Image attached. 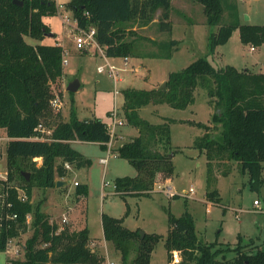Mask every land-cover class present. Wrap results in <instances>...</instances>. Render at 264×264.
<instances>
[{
  "label": "trees",
  "instance_id": "16d2710c",
  "mask_svg": "<svg viewBox=\"0 0 264 264\" xmlns=\"http://www.w3.org/2000/svg\"><path fill=\"white\" fill-rule=\"evenodd\" d=\"M19 1L23 4L0 0V129L9 137L7 179H0V251L7 250L12 238L27 231L30 215L32 234L24 244L26 258L15 264H100L103 257L89 247L87 226L78 230L60 229L39 204L34 206L30 201L34 186L55 187L56 176L68 174L65 162L75 168L91 165V159L72 146L73 140L99 142L106 149L111 136L102 119L85 122L72 110L69 119L64 120L60 111L52 110L50 100L56 94L55 89L63 84L64 47L42 42L51 32L43 17L58 14L59 5L56 0ZM194 1L203 5L207 24L217 27L208 36L210 53L226 44L237 29L243 44H264V25L242 23L233 0ZM65 8L73 11L79 27H96L98 44L109 57L170 58L178 49L176 39L152 40L158 51L141 52L142 37L125 38L127 32L136 35L129 32L135 23L142 27L155 22L159 31H171L172 0H69ZM158 10L161 14L155 21ZM223 15L228 20L224 21ZM27 38L36 42H29ZM198 87L206 89L209 105L214 108V127L194 122L206 130L195 139L193 146L205 152L208 183L216 174H229L228 170L215 168L214 175L215 160L217 163L235 161L243 175L248 176L250 189L261 190L264 185V72L240 70L233 65L216 66L210 59L199 57L183 70L170 73L164 89H123L124 117L126 123L138 130V135L123 141L116 152L134 166L137 175L116 178L117 194L150 196L158 176L173 177L175 165L171 153L175 154L176 150L172 146L171 124L176 120L166 118L165 122L155 124L143 118L140 110L149 104L187 108L194 103ZM48 117L49 126L53 127L51 140L33 139L38 123L43 121L48 125ZM218 124H221L218 134L211 132ZM39 157L42 158L40 165L34 160ZM17 159L32 161L28 165L31 177L27 179V171L21 172L25 181L21 185L12 183L10 166ZM76 187L77 195L87 194V185L79 183ZM20 190L26 199L21 198ZM206 196L216 203L220 194L214 189L208 190ZM101 220L104 238L121 254V264H129L131 245L135 242L137 253L132 264H149L156 245L164 238L157 233H145L142 238L139 232L126 227L122 218L109 214L103 213ZM168 225L165 237L168 264H172L175 250L181 255L178 264H264V250L250 253L239 247L234 258L220 259V250L198 237L194 217L188 210L181 216L169 211Z\"/></svg>",
  "mask_w": 264,
  "mask_h": 264
},
{
  "label": "rangeland",
  "instance_id": "374dc122",
  "mask_svg": "<svg viewBox=\"0 0 264 264\" xmlns=\"http://www.w3.org/2000/svg\"><path fill=\"white\" fill-rule=\"evenodd\" d=\"M68 1L56 0L62 8H60L61 12L45 17L46 23L56 36L46 35L42 40L44 42L47 36L51 41L60 38L59 42L71 52L68 53V63L64 66L62 79L64 86L62 84L60 89H55L65 103L61 110V117L64 120L69 119L72 110L81 120L99 118L109 122L111 121L110 112L114 109H117L120 117H124L123 89L159 88L163 82L167 81L170 73L183 70L199 57L210 59L214 65L216 60V66H220L218 64L224 66L227 63L240 70L247 67L246 69L255 73L264 72V44L255 46L256 50L250 51L251 45L243 44L236 38V33L226 44L218 46L215 52L216 57L212 56L214 53L209 52L208 35L217 27L207 24L203 5L194 0H172L171 31H159L155 22L142 27L135 23L134 26L129 27V32L133 31L136 35L127 32L125 38L142 37V39L138 38L141 39L139 43L141 52L158 51L152 40H178V49L170 58L108 57L99 44L90 45L87 49H77L70 36V27L63 22L64 16L67 15L74 23L73 11L65 8ZM233 1L237 4L243 23L264 25V0ZM160 14L161 10H158L155 21ZM223 19L226 21L228 17L223 15ZM27 40L35 41L31 38ZM111 64L116 67L117 80L110 74ZM99 66H104L105 70L99 72ZM75 79H79L81 85L77 91L70 92L67 86ZM213 113L214 108L209 105L207 91L202 87L196 89L195 101L187 108L178 109L168 104H149L140 110L143 118L155 124L165 122L166 118L176 120L171 124L172 146L176 150L173 156L175 174L170 183H167L168 178L158 176L150 196L122 197L115 192L116 178L137 175V170L128 160L116 155V148L123 141L138 135V130L134 126L125 123L118 127V133L112 141V149L108 147L103 149L99 144L89 141L74 143V148L91 159V165L74 167V171L69 170V173L63 176L66 183L62 187L34 186L30 201L34 206L39 204L41 210L48 214L59 212L57 205L61 202H69L65 209L69 211L72 220L69 219V222L64 225L68 224L66 227L70 230H78L86 225L89 227L90 235L94 238V241L92 239L89 242V247L99 254L102 253L100 254L103 257L102 264L110 261L115 264L122 262L121 254L115 251L112 243L103 237L101 220L103 213L122 218L123 224L131 230L164 236L156 245L149 264H168L165 237L169 232V211L176 216H181L188 210L194 217L198 237L205 243H213V249L220 250L218 256L220 259L223 256H226V259L234 258L235 249L238 247L250 253L264 250V185L261 190L252 191L248 184V176L243 175L238 162L217 163V160L213 162L215 163L214 175L215 168L228 170L229 174L226 176L220 174L218 178L216 174L208 183L205 152L193 146L195 139L206 132L194 122H202L214 127ZM49 120L50 117L46 121L48 125ZM220 130L221 124H218L217 129L211 128L210 131L218 134ZM7 138L6 132L0 129L1 150L6 148L9 141ZM107 151L112 155L108 163L106 165L99 163L98 158L102 155L107 156ZM2 158L0 178L7 177L9 167L7 154ZM34 160L39 165L42 163V158ZM31 162V160L17 159L10 166L14 177L12 183L25 184L21 172H29L28 165ZM30 177L29 174V179ZM75 179L81 185L88 187L87 194L79 199H77ZM103 182H110V185L103 187ZM166 185H172V191L177 193L178 197H170L166 189L161 190ZM191 187L195 189V192L186 193ZM214 189H218L220 194L219 201L216 203L206 196L208 190ZM102 191L105 192V196L102 195ZM256 199L261 201L260 206L254 204ZM28 220L27 231L19 237L12 238L7 244V250L0 251V264H15L26 258L24 244L32 234V217H28ZM131 247L129 264H132L137 253L136 242Z\"/></svg>",
  "mask_w": 264,
  "mask_h": 264
},
{
  "label": "built area",
  "instance_id": "2783aa9c",
  "mask_svg": "<svg viewBox=\"0 0 264 264\" xmlns=\"http://www.w3.org/2000/svg\"><path fill=\"white\" fill-rule=\"evenodd\" d=\"M60 5H59V13L61 12L60 10ZM62 9V8H61ZM71 17L69 16H64L63 22L66 26L70 27L69 30L71 31L70 36L72 37V39L74 40L75 44H76V48L81 50V49H87L88 46L90 45H97L98 41H97V29L94 26H89L87 28L85 27H79L77 20L75 18H73V21L70 20ZM60 45H63L62 43H57ZM64 47V46H63ZM255 50V46L251 45L250 47V51ZM68 63V50L64 47V57H63V65L65 66ZM99 72H103L105 70L104 66H99L98 67ZM116 67L114 65H110V74L115 78V80H117V76L118 73H115ZM116 92H118V90H115ZM65 103L62 99V97L56 93L54 97L51 98L50 100V107L52 108V110H54L55 112H58L63 109ZM117 109H114L110 112V117H111V121L106 122V126H107V130L110 133L111 136V140L109 142H107V147L109 149H112V141L113 139H115L116 134L118 133V127L123 126L126 123V119L124 117H120L118 112L116 111ZM53 132V127L47 125L45 122L41 121L38 123L37 127L35 128V134L32 137L33 139H37V140H51L50 136L52 135ZM117 138V137H116ZM9 140V137L7 138ZM107 148V149H108ZM6 154V148L1 150L0 149V160L3 159L2 157ZM115 155V154H114ZM111 157V153L108 152L107 156L100 158V162L103 164H106L108 162V159ZM37 159V158H35ZM72 165L68 162H65V167L66 168H70ZM7 179V177L2 176L0 179ZM75 185H78L79 182L75 181L74 182ZM110 182H103V187L105 186H109ZM115 183H114V188H115ZM165 190L167 194L170 197H173L174 195H176L177 193H174L172 191V186L171 185H166L164 188H162L161 190ZM195 189L193 187H191L188 191H186V193H194ZM20 196L22 199H26L24 192L22 190H20ZM255 205L260 206L261 205V201L259 199H256L254 201ZM16 216V215H14ZM28 219V217H27ZM68 219L66 218V216L63 217L62 222L66 223ZM29 221V220H28ZM61 229V228H60ZM181 262V255L179 253V251L175 250L172 254V264H178ZM102 264V263H100ZM107 264H115V262L110 261Z\"/></svg>",
  "mask_w": 264,
  "mask_h": 264
},
{
  "label": "crops",
  "instance_id": "0c3cea01",
  "mask_svg": "<svg viewBox=\"0 0 264 264\" xmlns=\"http://www.w3.org/2000/svg\"><path fill=\"white\" fill-rule=\"evenodd\" d=\"M45 17H47V16H44L43 17V20L45 21ZM241 18V17H240ZM241 22H242V19H241ZM45 23H46V21H45ZM243 23V22H242ZM51 31H52V29H51ZM239 31V29H237V30H235L234 32H233V35L232 36H234V34L236 33L237 35V39L238 40H240L241 41V38H240V31ZM53 36L55 37L56 36V33L55 32H53ZM209 36V35H208ZM48 37V36H47ZM46 37V39H45V43H58L59 42V39L60 38H55L54 40H48V38ZM51 37V36H50ZM68 37V36H67ZM66 38V37H65ZM35 42V41H34ZM63 44V43H62ZM64 46V45H63ZM220 46V45H219ZM251 47V46H250ZM218 49V46L216 47V49H215V51H214V54L212 55L213 57L215 56L216 57V54H215V52H216V50ZM256 50V49H255ZM68 53H71L70 52V50H68ZM84 54H85V51L83 52ZM87 53V52H86ZM218 53V52H217ZM109 57V56H108ZM215 64H216V60H215ZM111 65H114V64H111ZM218 65H220V66H222L223 64H218ZM226 65H228L227 63L226 64H224V66H226ZM115 66V65H114ZM247 68V67H246ZM246 68H243V69H246ZM64 77V76H63ZM118 80H120V78L118 79ZM63 86H64V81H63ZM142 110V109H141ZM112 111V110H111ZM107 122V121H106ZM135 136V135H134ZM132 137V136H131ZM118 139V138H117ZM81 140H73L71 143H72V146H73V144L74 143H78V142H80ZM94 143H97V144H99L100 146H101V143H99V142H94ZM107 153H108V151H107ZM114 155V154H113ZM116 155H118V154H116ZM106 155H102V156H100L99 158H98V161H99V163H101L100 162V158H102V157H105ZM112 156V155H111ZM174 156V155H173ZM40 158V157H39ZM109 161V160H108ZM108 163V162H107ZM106 163V164H107ZM103 164V163H102ZM105 164V165H106ZM68 170H71V169H73V171H74V167H70V168H67ZM68 173H69V171H68ZM57 178H56V181H62L63 182V184L62 185H60V186H57L56 185V187H62L63 185H65V178L64 177H58V176H56ZM219 177V174L217 175V178ZM172 179V177L171 178H168V180H167V183H170V180ZM76 181H77V179H75ZM172 186V185H171ZM102 195L103 196H105V192H103L102 191ZM82 197V195H77V199H79V198H81ZM67 203H69V202H65V203H63V202H61L60 204H58L57 205V208L60 210L59 212H57V213H52V214H48V213H46L48 216H49V218H50V221L51 222H53V223H57L58 224V226H59V228H64V227H66V226H68V224H66V225H64L65 223H63L62 222V219H63V217L64 216H66V218L68 219L67 221L69 222V219H71L72 220V217L69 215V211L68 210H66L65 208H66V205H67ZM28 217H30V215H28ZM29 222V221H28ZM68 222H66V223H68ZM87 226V225H86ZM88 227V226H87ZM88 229H89V227H88ZM90 231V230H89ZM89 235H90V232H89ZM103 237H104V235H103ZM93 239V241H94V238H92L91 237V235H90V241ZM96 242V241H95ZM100 254H102L101 252H100Z\"/></svg>",
  "mask_w": 264,
  "mask_h": 264
},
{
  "label": "water",
  "instance_id": "95a60500",
  "mask_svg": "<svg viewBox=\"0 0 264 264\" xmlns=\"http://www.w3.org/2000/svg\"><path fill=\"white\" fill-rule=\"evenodd\" d=\"M13 1H14L15 3H17V4H20V5L23 4L22 1H19V0H13ZM47 35H48V36H53V32L51 31V32L47 33ZM80 85H81V84H80L79 79H75V80H73L72 82H70V83L68 84V86H67V90L70 91V92H75V91H77V90L79 89ZM166 87H167V81L163 82V84H162L159 88L164 89V88H166ZM87 120H88V119H85L84 121L86 122ZM173 155H174V153H171V156H173ZM25 175L27 176V179H29V173L26 172ZM62 184H63L62 181H59V180L56 181V185H57V186H60V185H62ZM139 233H140V235H141L142 238L145 236V232H144V231H140Z\"/></svg>",
  "mask_w": 264,
  "mask_h": 264
}]
</instances>
